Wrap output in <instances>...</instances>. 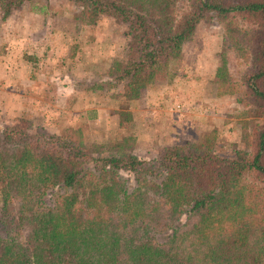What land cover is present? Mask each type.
Wrapping results in <instances>:
<instances>
[{
	"label": "trees",
	"instance_id": "16d2710c",
	"mask_svg": "<svg viewBox=\"0 0 264 264\" xmlns=\"http://www.w3.org/2000/svg\"><path fill=\"white\" fill-rule=\"evenodd\" d=\"M23 1L0 0L1 17ZM70 1L78 25L128 26L129 58L108 72L123 100L144 67L179 59L198 22L238 20L230 38L250 68L240 89L224 59L215 75L242 107V147L166 146L150 162L118 141L90 156L77 140L2 126L0 264H264V0Z\"/></svg>",
	"mask_w": 264,
	"mask_h": 264
},
{
	"label": "rangeland",
	"instance_id": "374dc122",
	"mask_svg": "<svg viewBox=\"0 0 264 264\" xmlns=\"http://www.w3.org/2000/svg\"><path fill=\"white\" fill-rule=\"evenodd\" d=\"M78 10L70 0H24L2 18L0 8V131L52 133L79 141L90 156L118 141L150 162L166 146L208 140L218 156L242 147V107L237 94H217L215 75L224 59L240 89L250 68L247 51L232 46L238 20L198 22L179 59L144 67L139 95L123 100L108 72L129 58L128 26L107 16L78 25Z\"/></svg>",
	"mask_w": 264,
	"mask_h": 264
}]
</instances>
